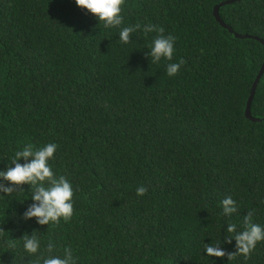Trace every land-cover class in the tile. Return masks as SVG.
<instances>
[{
  "label": "trees",
  "instance_id": "1",
  "mask_svg": "<svg viewBox=\"0 0 264 264\" xmlns=\"http://www.w3.org/2000/svg\"><path fill=\"white\" fill-rule=\"evenodd\" d=\"M223 1L125 0L122 25L105 29L75 0H0V170L29 143H56L52 169L74 189L72 218L49 226L23 218L30 186L0 198V264H40L20 239L34 230L41 251L70 248L77 264H264V242L232 259L235 241L223 243L249 212L264 225V71L251 105L260 120L246 116L264 0L220 8L246 38L216 19ZM150 23L175 38L172 61L151 63ZM135 25L122 44L120 29ZM211 242L224 258L205 254Z\"/></svg>",
  "mask_w": 264,
  "mask_h": 264
},
{
  "label": "clouds",
  "instance_id": "2",
  "mask_svg": "<svg viewBox=\"0 0 264 264\" xmlns=\"http://www.w3.org/2000/svg\"><path fill=\"white\" fill-rule=\"evenodd\" d=\"M75 4L87 12L91 13L98 20L99 25L105 29L117 28L123 23L122 5L125 0H75ZM141 28V25L123 27L119 31V40L122 44H128L131 35ZM145 34L156 32V37L149 45L148 56L152 64H158L161 60L172 61L175 49V38L169 34L165 36L164 29L154 24L143 26ZM184 61L169 63L166 66L167 75L175 76ZM58 145L48 143L40 147H35L29 143L22 150L17 151L12 157L11 164L4 170H0V198L11 197L17 188L28 185L31 188V205L23 213L25 220L35 219L38 225L57 224L61 219L69 221L74 212L73 196L74 189L70 181L63 175L57 176L50 163L54 159ZM24 162L21 163L20 161ZM147 189L139 186L136 189L137 196H143ZM21 192L23 189L21 188ZM223 215L231 217L238 210L236 202L231 196L225 197L221 202ZM3 231V230H0ZM227 239L223 243L235 241V253H228V259H232L235 254H240L246 258L253 252L257 244L264 242V225L253 222L252 213L249 212L243 219V224L238 230L236 223L227 226ZM33 231L31 235L25 233L20 239L23 241L24 251L29 256L39 254L40 264H77L70 248H65L62 256L55 255V245L51 242L42 249V242ZM15 240L8 243L9 248H14ZM222 243V244H223ZM220 243L205 244V254L208 257L224 258L225 250ZM215 264V262H214Z\"/></svg>",
  "mask_w": 264,
  "mask_h": 264
},
{
  "label": "water",
  "instance_id": "3",
  "mask_svg": "<svg viewBox=\"0 0 264 264\" xmlns=\"http://www.w3.org/2000/svg\"><path fill=\"white\" fill-rule=\"evenodd\" d=\"M233 1H235V0H225V1L221 2V3H219V4H216V6L214 7V15H215L216 19L223 26L229 28L230 31L234 32L237 37H241V38L253 37V35H250V34H241L239 32L234 31V29L222 19L221 14H220L221 6L224 5V4H227V3H231ZM254 37L257 38V39H260L262 42H264V40L262 38H260L258 36H254ZM263 71H264V64H263L262 69L260 70L255 82H254V85H253V88H252V91H251V95H250V97H249V99L247 101L246 116L249 117L250 119L254 120V121L260 120V118L255 117L252 114L251 105H252V100H253V97H254L255 87H256V85H257V83H258Z\"/></svg>",
  "mask_w": 264,
  "mask_h": 264
}]
</instances>
